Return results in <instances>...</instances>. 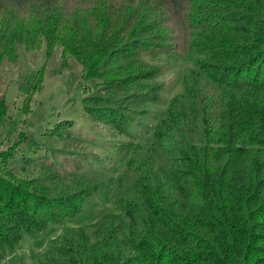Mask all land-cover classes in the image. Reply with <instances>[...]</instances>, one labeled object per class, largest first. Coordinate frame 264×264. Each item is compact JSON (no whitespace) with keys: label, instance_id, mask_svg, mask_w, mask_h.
Instances as JSON below:
<instances>
[{"label":"trees","instance_id":"1","mask_svg":"<svg viewBox=\"0 0 264 264\" xmlns=\"http://www.w3.org/2000/svg\"><path fill=\"white\" fill-rule=\"evenodd\" d=\"M159 28L173 29L177 45L162 52L186 51L192 63L184 91L150 136L114 146L129 156L114 190L117 210L66 230L41 264H264V0H0V65L17 64L20 47L46 45L50 56L60 46L64 65L74 60L84 81L115 94L126 81L109 77L130 68H115L117 61L162 53L139 45L121 59L120 41ZM198 30L223 36L184 44ZM85 108L129 134L119 108ZM7 112L0 97V124ZM4 151L5 167L13 152ZM101 175L43 165L29 179L0 176V261L25 235L80 215L103 187Z\"/></svg>","mask_w":264,"mask_h":264},{"label":"rangeland","instance_id":"2","mask_svg":"<svg viewBox=\"0 0 264 264\" xmlns=\"http://www.w3.org/2000/svg\"><path fill=\"white\" fill-rule=\"evenodd\" d=\"M224 8L230 12L235 6L224 5ZM166 30H144L140 35V29L136 30L137 34L120 41V48L124 50L121 59L128 56V50L138 52L139 45H146L158 52L176 47V43L169 41L175 35L173 29L172 33ZM192 33L190 38L186 37L184 44L197 46L206 44L208 38L219 39L223 36L213 35L210 31L187 32ZM184 54L166 51L144 55L138 52L136 64L117 61L115 68H130L109 77L113 84L126 81L123 83L125 87L115 91V94L97 91L95 81H84L82 66L74 60L64 65L60 46L50 56L46 45L37 52L20 47L17 64L8 59L1 63L0 97L6 99L8 112L0 124V150H12L13 155L7 166L0 165V176L9 174L19 180L29 179L35 177L37 169L45 165L68 176L101 173L105 181L99 193L84 205L80 215L60 224H49L33 237L25 235L15 249H7L6 257L0 264H13L18 257H22L26 264L49 263L51 246L60 245L66 230L86 228L103 213L117 210L114 190L129 156L115 151L114 146L150 136L158 129L171 102L184 91L185 72L193 68ZM43 69L42 88L34 94L30 111H27L25 100L32 91L37 73ZM115 78L119 81H113ZM96 96H105L108 100L96 101ZM85 106L97 107L98 110L119 108L128 118L129 134L119 132L116 125L98 122Z\"/></svg>","mask_w":264,"mask_h":264}]
</instances>
